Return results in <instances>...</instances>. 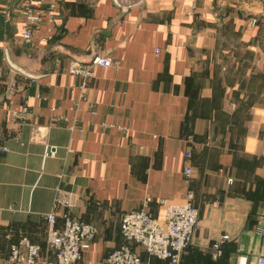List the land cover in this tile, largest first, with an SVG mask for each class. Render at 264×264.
I'll return each mask as SVG.
<instances>
[{"label": "crops", "instance_id": "0c3cea01", "mask_svg": "<svg viewBox=\"0 0 264 264\" xmlns=\"http://www.w3.org/2000/svg\"><path fill=\"white\" fill-rule=\"evenodd\" d=\"M96 55L110 63L70 70ZM189 190L199 226L180 264H256L264 0H0V264L22 237L53 257L52 210L57 227L69 212L96 228L74 264L123 244L166 264L125 240L121 217L149 197L162 220L160 199Z\"/></svg>", "mask_w": 264, "mask_h": 264}, {"label": "built area", "instance_id": "2783aa9c", "mask_svg": "<svg viewBox=\"0 0 264 264\" xmlns=\"http://www.w3.org/2000/svg\"><path fill=\"white\" fill-rule=\"evenodd\" d=\"M31 29L24 28L23 38L29 40ZM110 59L106 56L96 55L88 66L72 63L70 70L85 75L91 74L93 65H108ZM189 158L191 152L187 151ZM190 166L185 167V174L189 175ZM150 200L146 198L141 208L129 210L122 214L121 231L128 241L142 246L151 257L165 261L166 264H180L184 250L192 241L193 235L199 226V210L193 203V192L189 190L185 201L180 204L160 199L164 208V218L158 219L147 207ZM62 205L66 209L73 203L69 196L56 197L54 206ZM67 209V210H68ZM62 227L56 226V211L46 214L49 224L47 231V244L53 257H44L41 247L27 237H22L11 248L10 264H74L80 259L82 252L90 247L95 238L96 228L90 222L71 215L62 214ZM245 262V261H244ZM103 264H152L145 262L140 253L128 244L113 249L104 259ZM256 264H264V255L257 258Z\"/></svg>", "mask_w": 264, "mask_h": 264}, {"label": "water", "instance_id": "95a60500", "mask_svg": "<svg viewBox=\"0 0 264 264\" xmlns=\"http://www.w3.org/2000/svg\"><path fill=\"white\" fill-rule=\"evenodd\" d=\"M136 1L137 0H117L119 4L127 5V6L134 4Z\"/></svg>", "mask_w": 264, "mask_h": 264}, {"label": "trees", "instance_id": "16d2710c", "mask_svg": "<svg viewBox=\"0 0 264 264\" xmlns=\"http://www.w3.org/2000/svg\"><path fill=\"white\" fill-rule=\"evenodd\" d=\"M124 236V235H123ZM125 238V237H124ZM125 240H127L126 238H125ZM128 241V240H127ZM128 242H130V243H133V244H137V243H135V242H133V241H128ZM137 245H139V244H137ZM140 246V245H139ZM142 247V246H141ZM143 248V247H142ZM143 250L145 251V249L143 248ZM185 251V250H184ZM146 252V251H145ZM147 253V252H146Z\"/></svg>", "mask_w": 264, "mask_h": 264}]
</instances>
